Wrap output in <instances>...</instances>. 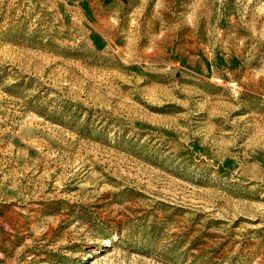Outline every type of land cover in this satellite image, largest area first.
I'll return each mask as SVG.
<instances>
[{
    "label": "rangeland",
    "instance_id": "1",
    "mask_svg": "<svg viewBox=\"0 0 264 264\" xmlns=\"http://www.w3.org/2000/svg\"><path fill=\"white\" fill-rule=\"evenodd\" d=\"M0 264H264V0H0Z\"/></svg>",
    "mask_w": 264,
    "mask_h": 264
}]
</instances>
